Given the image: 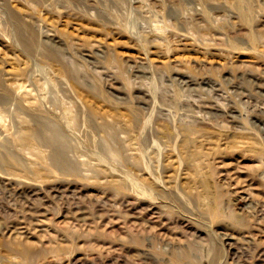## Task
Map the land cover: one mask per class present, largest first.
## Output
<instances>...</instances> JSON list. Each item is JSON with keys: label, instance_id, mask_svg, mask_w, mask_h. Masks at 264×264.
Masks as SVG:
<instances>
[{"label": "rangeland", "instance_id": "1", "mask_svg": "<svg viewBox=\"0 0 264 264\" xmlns=\"http://www.w3.org/2000/svg\"><path fill=\"white\" fill-rule=\"evenodd\" d=\"M0 264H264V0H0Z\"/></svg>", "mask_w": 264, "mask_h": 264}, {"label": "bare ground", "instance_id": "2", "mask_svg": "<svg viewBox=\"0 0 264 264\" xmlns=\"http://www.w3.org/2000/svg\"><path fill=\"white\" fill-rule=\"evenodd\" d=\"M240 137H236V139L238 140V138H240ZM242 138H245V140L247 139L244 136ZM242 138H241V140H243ZM209 139L210 138H208V140ZM17 140H18V138H17ZM212 140H214V139H212ZM196 142H197L196 140H192L188 136V134H186L185 140L180 145V147H181V150H180L181 151V158L185 161L187 168H188V171L190 172L188 175V171H187V176L185 174L183 176V178L181 179V182H182V185H184L185 188H187V189L192 188L193 186H196L197 188L201 189L202 195H205V198L207 200H209L211 202H216L217 195L214 191V187L211 184V180H210L211 179V173L206 171V169H205L206 163L204 160H205V156L208 153H205L204 151L206 149L203 148L200 144H197ZM22 143H21V145H22ZM20 149H21V147H20ZM135 159H137V158L135 157ZM135 159H134V161H135ZM214 211L216 213H219V207L215 205ZM26 254H27V256L30 255L29 251Z\"/></svg>", "mask_w": 264, "mask_h": 264}]
</instances>
